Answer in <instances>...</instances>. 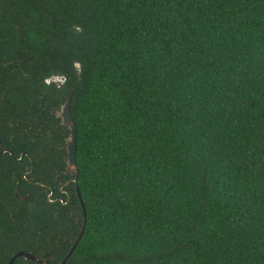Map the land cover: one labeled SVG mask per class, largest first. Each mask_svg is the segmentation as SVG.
Masks as SVG:
<instances>
[{"label":"trees","instance_id":"trees-1","mask_svg":"<svg viewBox=\"0 0 264 264\" xmlns=\"http://www.w3.org/2000/svg\"><path fill=\"white\" fill-rule=\"evenodd\" d=\"M3 148L0 264L65 257L76 187L64 264H264V0H0Z\"/></svg>","mask_w":264,"mask_h":264},{"label":"water","instance_id":"water-1","mask_svg":"<svg viewBox=\"0 0 264 264\" xmlns=\"http://www.w3.org/2000/svg\"><path fill=\"white\" fill-rule=\"evenodd\" d=\"M70 101H71V95L68 96L66 101L62 104L60 107V110L57 112V116L60 117L61 122L66 125L69 130H70V136L66 139V151H67V166L74 172L75 176L73 177V181L75 182L77 179L78 175V169L76 166V158H75V152H76V139H77V126L76 123L73 121L71 117V112H70ZM76 193L78 195L80 205L82 208L83 216H82V227L80 229L79 234L77 235L73 245L70 247L69 251L65 255V257L58 263V264H64L65 261L68 259V257L72 254L73 250L75 249L76 245L78 244L80 238L82 237L84 228H85V223H86V210L84 203L79 195V192L76 187ZM23 257L28 260L32 261H37L36 256H34L32 253L24 251V250H19L15 252L9 260L5 264H14V261L19 258Z\"/></svg>","mask_w":264,"mask_h":264},{"label":"flooded vegetation","instance_id":"flooded-vegetation-1","mask_svg":"<svg viewBox=\"0 0 264 264\" xmlns=\"http://www.w3.org/2000/svg\"><path fill=\"white\" fill-rule=\"evenodd\" d=\"M3 152H8V150L5 149V148H3V149L0 150V154L3 153ZM19 159H20V157H19ZM23 176H24V174H23ZM29 182H30V181H29ZM30 183H34V182H30ZM52 193H53V192L51 191V192L48 194V197H49ZM56 199H59V198H58V197H55L54 200H56ZM14 264H15V261H14Z\"/></svg>","mask_w":264,"mask_h":264},{"label":"rangeland","instance_id":"rangeland-1","mask_svg":"<svg viewBox=\"0 0 264 264\" xmlns=\"http://www.w3.org/2000/svg\"><path fill=\"white\" fill-rule=\"evenodd\" d=\"M54 80H56V81H57V80H59V78L55 77V78H54Z\"/></svg>","mask_w":264,"mask_h":264},{"label":"clouds","instance_id":"clouds-1","mask_svg":"<svg viewBox=\"0 0 264 264\" xmlns=\"http://www.w3.org/2000/svg\"><path fill=\"white\" fill-rule=\"evenodd\" d=\"M47 83V82H46Z\"/></svg>","mask_w":264,"mask_h":264}]
</instances>
